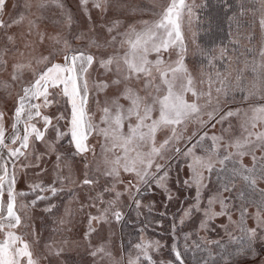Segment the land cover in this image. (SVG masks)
<instances>
[{
  "label": "snow or ice",
  "instance_id": "1",
  "mask_svg": "<svg viewBox=\"0 0 264 264\" xmlns=\"http://www.w3.org/2000/svg\"><path fill=\"white\" fill-rule=\"evenodd\" d=\"M0 264H264V0H0Z\"/></svg>",
  "mask_w": 264,
  "mask_h": 264
},
{
  "label": "rangeland",
  "instance_id": "2",
  "mask_svg": "<svg viewBox=\"0 0 264 264\" xmlns=\"http://www.w3.org/2000/svg\"><path fill=\"white\" fill-rule=\"evenodd\" d=\"M188 2H190V3H196V4H203V3H205V0H188ZM215 2H216V0H209V3H215ZM233 2H238V0H233ZM204 15H205V13L203 11H201V17L202 18H203ZM222 28H223L222 35L225 37L224 43H228V40H227L228 22L226 20L224 21V23L222 25ZM195 30H196L195 29V21H193V31H195ZM188 35H189V37H191V33H189ZM245 43H246V41H241V45H243ZM195 48H196V45L195 44H192L190 46V51L188 53V56L186 57L187 61L189 62V65H191L192 63H194L199 58L198 55L194 54L195 53ZM241 50H243L242 47H241ZM184 195H185L186 198H189L190 196H194L195 195V192L193 190L191 193H187L186 192ZM176 207L178 208L179 205H177ZM161 210H162V207H161ZM175 210H176V208L171 209V211H175ZM47 234L48 233H45V235H47Z\"/></svg>",
  "mask_w": 264,
  "mask_h": 264
},
{
  "label": "trees",
  "instance_id": "3",
  "mask_svg": "<svg viewBox=\"0 0 264 264\" xmlns=\"http://www.w3.org/2000/svg\"><path fill=\"white\" fill-rule=\"evenodd\" d=\"M208 2H209V0H208ZM154 236H156V237H159L160 235H161V232H160V230L159 229H157L155 232H154Z\"/></svg>",
  "mask_w": 264,
  "mask_h": 264
}]
</instances>
